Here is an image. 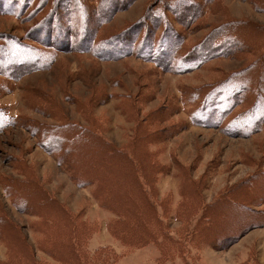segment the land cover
I'll list each match as a JSON object with an SVG mask.
<instances>
[{"label": "rangeland", "instance_id": "1", "mask_svg": "<svg viewBox=\"0 0 264 264\" xmlns=\"http://www.w3.org/2000/svg\"><path fill=\"white\" fill-rule=\"evenodd\" d=\"M42 1L0 0V46L28 60L52 10L69 34L46 69L0 67V264H264V125L193 116L214 88L228 102L263 86L264 0H197L192 20L168 0ZM62 3L84 15L62 19ZM154 22L159 44L183 39L203 62L174 72L147 45L107 57ZM230 27L243 46L197 50Z\"/></svg>", "mask_w": 264, "mask_h": 264}, {"label": "trees", "instance_id": "2", "mask_svg": "<svg viewBox=\"0 0 264 264\" xmlns=\"http://www.w3.org/2000/svg\"><path fill=\"white\" fill-rule=\"evenodd\" d=\"M4 1L6 2V0ZM175 1L177 3H175ZM175 1L168 0L169 7L173 8L172 9L173 12L180 14L181 9L184 8L185 10H187L188 15L190 16V20L197 19V17H200L202 15V10H199L193 6L194 3L197 5H201V3H198L197 0L195 1L194 0H184V1L175 0ZM44 2L45 0H43L41 4L43 5ZM174 3L176 5H174ZM202 6L203 5H201V7ZM60 7L64 11L63 12L64 14L62 15V19L64 15L67 16L70 13L72 14L70 15L71 18L78 19L79 16L81 18L84 15V11H85V9L84 10L76 9V11L72 12L71 10H69L71 7L70 6L67 7V4H64V3H62ZM160 7L163 8V5ZM80 9L82 8L80 7ZM159 10H161V8L157 7L154 9V11H159ZM87 11L89 12V10ZM153 14L155 16L160 17V20L163 18V16L157 12H154ZM58 17L59 16L57 15V13H54L52 10L45 17V19H43V21L46 20L45 32L48 31L49 35L47 36L46 39H43L44 40L43 44H41L42 46L39 49L30 48L31 51H35V55L33 56L31 60H28V57H32V55L30 53L26 54V50L21 49V47L17 43L15 42L12 43L11 41V44L7 42L6 45H4V43L6 42L5 41L3 44H1L2 46H0V67L4 70V74H7V73L12 74L14 72L18 73L19 68H25V67H32L34 69L36 68L46 69L54 62L57 54L63 51V49H65V47H67L69 43L68 31L65 33L66 36H63L62 31L60 32L58 29H56L57 27H55L57 22L55 23L50 22L51 18L57 19ZM67 17H64V18L68 20ZM157 26H159V22L155 23L154 26L151 28L150 37L149 39H147L146 42H144V40L142 39V33H141V37L137 35L138 37L137 40H136L137 37L135 36H125L123 38L124 39L123 42H125L126 47H127V43L130 44V46L126 48L125 52H121L124 49L123 50L121 49L120 51L116 50L112 45L111 49L108 52H105V54L107 55V57H113V55L115 54L114 51H116L118 55L124 54V56H126L127 54H130V53H136V48H138V46L141 45V48H142V46L147 45V47H149L153 52L157 50V52H155V56L159 60L160 58H164L166 65L171 67V71H174V72H181L190 67H196L201 62H203L202 56L199 55L198 53L196 54L195 49H192V50L189 49V51L185 52L184 50L185 46L183 44L184 42L183 39H177V38L169 39L167 38V36H165L163 38L164 42L162 44H159L158 41L160 40V37L162 35L161 33H159V36L157 39V36L155 35L156 33L154 34V31L157 28ZM145 27L148 28L147 25ZM55 31L57 32V34L53 35ZM82 32L83 30L81 31V33ZM231 32H232L231 27L226 28V30L222 31V34L216 39H214L212 42L211 46L213 50L211 48H206L207 46L205 47V43L199 45L196 48L197 50L199 49V52H201L204 55V57L206 56L208 57L209 56L208 54L215 53V55H219V53L222 52V49L225 46L232 47V48H237V46L239 47L243 46L241 42L235 41L238 39L235 37V33L231 34ZM85 35L88 36V33H83L81 36H85ZM127 37L129 38V40H126ZM92 39L93 38H89L88 41ZM134 40H136V42H134ZM93 42L95 41L93 40L92 43ZM234 42L237 43V46L235 45ZM140 53L142 54V57H145V58L154 57V55L151 52H149L148 49L146 50V52L141 51ZM17 59H20V61L18 62ZM263 76H264V73H263ZM262 83H263V86H260V87L255 86L254 90L256 93H254V97H253L255 99H253V102L250 105V107H248L244 113L236 117H233V114L235 112L234 111L235 110L234 109V106H235L234 99L236 98V96L240 94L241 97H244L245 95H247V93L254 91V90H251V87L253 88V84H252V81L249 79L248 80L246 79L244 84H242L243 86L248 85L249 91L247 90L248 88H239L238 91H235L233 94H231L232 95L230 97L231 100L228 102H220L217 100L218 98L217 93L221 89L219 88L212 89L204 96L203 102L198 106L197 110L195 111V115L193 116L194 118L202 117L204 118L203 120L206 121L210 119L209 114L211 115L213 114L212 116H216V114H219L220 116L219 119H220V122L222 123L221 125H225L228 123V124H231L232 126H235L234 123H237V124L240 123V125H237V128L239 129L241 128L243 129L242 125H246L248 129L255 127V126L261 127L264 125V78H263ZM254 85H255V81H254ZM193 100H191L190 102H192ZM259 110H262L261 112H263V114L259 115L258 114ZM254 115L257 117H254ZM245 119H247L246 123H244ZM7 120H8V117H7ZM6 125H7L6 117L4 118L0 117V129L5 128ZM79 136L82 137L81 135Z\"/></svg>", "mask_w": 264, "mask_h": 264}]
</instances>
